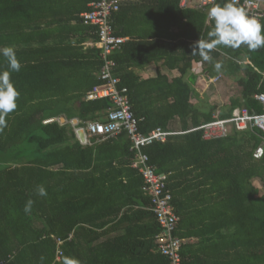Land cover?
I'll list each match as a JSON object with an SVG mask.
<instances>
[{
  "label": "trees",
  "instance_id": "1",
  "mask_svg": "<svg viewBox=\"0 0 264 264\" xmlns=\"http://www.w3.org/2000/svg\"><path fill=\"white\" fill-rule=\"evenodd\" d=\"M93 1L0 0V47L13 46L21 63L12 73L17 108L0 132V264H66L68 258L171 264L161 253L162 230L132 167L126 134L81 145L70 123L102 122L113 107L108 99L85 100L101 85L99 50L85 45L96 42V31L80 18ZM179 4L119 0L111 25L128 40L110 58L113 74L119 89H127L142 134L156 128L173 133L143 152L154 172L164 175V193L179 217L174 235L182 241L180 264H264V157L252 156L260 134L231 130L204 141L198 128L214 120L219 104H194L197 95L184 79L200 64L208 78L221 73L235 82L239 96L219 108L220 120L235 108L261 114L254 96L264 93V47L219 46L212 61L203 62L192 46L208 39L213 25L207 11L215 3L201 9ZM149 65L158 66L155 76L136 73ZM6 68L0 57V70ZM39 186L46 196L38 195ZM29 199L34 203L26 214Z\"/></svg>",
  "mask_w": 264,
  "mask_h": 264
},
{
  "label": "built area",
  "instance_id": "2",
  "mask_svg": "<svg viewBox=\"0 0 264 264\" xmlns=\"http://www.w3.org/2000/svg\"><path fill=\"white\" fill-rule=\"evenodd\" d=\"M217 1L219 0H180L179 6L201 9L213 5ZM233 2L259 20L264 17V0H233ZM87 7L88 9L80 14V18L83 25L91 26L96 31V42H88L85 45L99 50L101 66L97 78L101 81V85L92 88L85 95V100L108 99L113 107L107 111L105 120L102 122H88L81 128L77 127L78 121L74 125H72V120L70 123L74 128L75 135L77 129L83 130L85 136L83 144L85 145L102 143L122 133L126 134L130 150L134 153L132 167L137 169L142 176L143 190L151 198L150 210L155 214L162 230L158 236L161 253L168 257L171 264H180L179 250L182 241L174 235L179 217L174 213L171 196L164 193V175L154 172L153 167L148 165V156L143 152L144 149L156 142H165L167 137L173 133L156 128L147 135L142 134L138 126L139 120L133 116L130 110L127 89L118 87L120 80L113 74L116 64L110 58L128 40L127 37L116 36L111 25V17L118 11L119 0H95L90 2ZM221 79V75L207 78L210 84L218 83ZM254 98L262 107L261 114L250 113L246 108H235L228 119L220 120L219 112H216L212 122L198 128L202 132V139L211 141L224 138L231 130L235 132L255 130L259 132L261 142L255 148L252 156L256 160L262 159L264 157V93L256 94ZM228 125L231 130L228 129Z\"/></svg>",
  "mask_w": 264,
  "mask_h": 264
},
{
  "label": "clouds",
  "instance_id": "3",
  "mask_svg": "<svg viewBox=\"0 0 264 264\" xmlns=\"http://www.w3.org/2000/svg\"><path fill=\"white\" fill-rule=\"evenodd\" d=\"M211 30L207 33L208 39L199 38L192 46V54L199 55L203 62H211L210 53L219 46L237 49L242 45L249 51L259 50L264 47V23L250 15L243 7L237 6L233 0H224L223 3H215L207 11ZM0 57L6 63L7 68L0 70V132L7 126V116L17 108V100L20 96L14 82L12 73L19 72L21 63L17 58L16 49L13 46L0 47ZM222 65L219 62L214 68L219 71ZM40 196H46L43 186L37 188ZM34 201L29 199L24 205V212L30 213ZM66 264H81L75 258H68Z\"/></svg>",
  "mask_w": 264,
  "mask_h": 264
},
{
  "label": "crops",
  "instance_id": "4",
  "mask_svg": "<svg viewBox=\"0 0 264 264\" xmlns=\"http://www.w3.org/2000/svg\"><path fill=\"white\" fill-rule=\"evenodd\" d=\"M180 7V6H179ZM181 8V7H180ZM182 9H185V8H182ZM190 9V8H189ZM244 63H249V61H244ZM158 68V66H152V65H149V66H147V67H144L143 69H141V70H136V73L138 74V75H141V76H143L144 78H148V77H153V76H155V74H156V69ZM168 75L167 76H169V77H171L172 76V72H170V71H165ZM192 73H195L196 75H198L199 77H200V79L198 78H196L195 80H196V83H197V85H192L193 86V88H194V90H195V93H196V95H197V97H195L194 98V104L195 103H199L200 101H202V100H206V99H208L209 100V102L212 100V99H214V98H216V95H214L213 93H211L210 95H207V93H208V90L206 91L205 89L207 88V87H204L203 86V84L202 83H204V81H205V79L206 78H208L207 77V72H203V68L201 67V65L200 64H194L193 66H191L190 68H189V70L187 71V75L185 74V76H184V79L187 81V82H190L189 81V77H190V75L192 74ZM175 75H176V73H175ZM218 75H220V74H218ZM189 76V77H188ZM203 81V82H202ZM195 83V82H194ZM193 83V84H194ZM208 89V88H207ZM229 103V102H228ZM223 106V104L222 105H220L219 106V108L220 107H222ZM219 108L215 111V113L216 112H219ZM73 122H72V125H74V124H76L77 122V120L76 119H74V120H72ZM60 122H63V119L62 118H60ZM76 136V135H75ZM76 139H77V141L81 144V145H85V144H83V143H81L80 141H79V138H77V136H76ZM85 142V141H84Z\"/></svg>",
  "mask_w": 264,
  "mask_h": 264
},
{
  "label": "rangeland",
  "instance_id": "5",
  "mask_svg": "<svg viewBox=\"0 0 264 264\" xmlns=\"http://www.w3.org/2000/svg\"><path fill=\"white\" fill-rule=\"evenodd\" d=\"M221 61L224 62L225 59L223 58V59H221ZM196 78L200 79V77L198 75H196L195 73H192L189 77L190 82H188V83L190 85H194V86L197 85L196 80H195ZM202 84L204 87L208 88V89L207 88L205 89L206 91L208 90L207 95H210L211 93L216 95V98L212 99L210 102L219 104V106L222 104L228 103L231 98L239 96V88L236 86L235 82H233V80H231V79H227V78L223 77L221 79V81H219L218 83L210 84V83H208V80L206 78L204 83H202ZM199 105H202V103H199ZM227 127L229 130H231V127L229 125Z\"/></svg>",
  "mask_w": 264,
  "mask_h": 264
},
{
  "label": "water",
  "instance_id": "6",
  "mask_svg": "<svg viewBox=\"0 0 264 264\" xmlns=\"http://www.w3.org/2000/svg\"><path fill=\"white\" fill-rule=\"evenodd\" d=\"M76 135H77V137L79 138V141H80L81 143H84V141H85V136H84V132H83V130H81V129H77V130H76Z\"/></svg>",
  "mask_w": 264,
  "mask_h": 264
}]
</instances>
